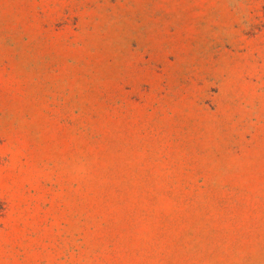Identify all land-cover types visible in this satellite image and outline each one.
Instances as JSON below:
<instances>
[{
  "label": "rangeland",
  "instance_id": "1",
  "mask_svg": "<svg viewBox=\"0 0 264 264\" xmlns=\"http://www.w3.org/2000/svg\"><path fill=\"white\" fill-rule=\"evenodd\" d=\"M0 264H264V0H0Z\"/></svg>",
  "mask_w": 264,
  "mask_h": 264
},
{
  "label": "trees",
  "instance_id": "2",
  "mask_svg": "<svg viewBox=\"0 0 264 264\" xmlns=\"http://www.w3.org/2000/svg\"><path fill=\"white\" fill-rule=\"evenodd\" d=\"M2 212H3V206H2V204L0 203V216L2 215Z\"/></svg>",
  "mask_w": 264,
  "mask_h": 264
}]
</instances>
